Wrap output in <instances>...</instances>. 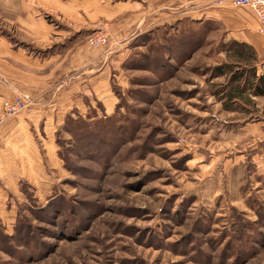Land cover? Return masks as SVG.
Here are the masks:
<instances>
[{"label":"rangeland","instance_id":"obj_1","mask_svg":"<svg viewBox=\"0 0 264 264\" xmlns=\"http://www.w3.org/2000/svg\"><path fill=\"white\" fill-rule=\"evenodd\" d=\"M12 2L0 0V27ZM42 12L60 32L53 54L110 31L106 46L88 47L108 62L115 104L59 115L57 167L40 145L47 170L10 193L0 264H264V97L234 94L256 63L209 21L118 48L113 20L67 28Z\"/></svg>","mask_w":264,"mask_h":264},{"label":"crops","instance_id":"obj_2","mask_svg":"<svg viewBox=\"0 0 264 264\" xmlns=\"http://www.w3.org/2000/svg\"><path fill=\"white\" fill-rule=\"evenodd\" d=\"M11 1L13 6L7 12L11 25L3 22L0 27V115L3 102L13 101L17 95L28 96L29 104L22 119L10 120L0 128L2 222L9 217L10 193H20L21 181L34 186L38 176L47 170L40 145L47 148L53 168L57 167L56 151L50 147L58 121H62L59 115L75 110L84 114L89 109L88 102H97L107 110L115 104L106 78L109 65L104 54L82 42L70 55H58L56 51L53 54L50 49L60 32L44 19L43 9L67 28L84 29V25L101 18L113 20L111 39L118 48L155 29L185 21H209L217 24L232 42L251 46L257 55L258 75H264V38L259 34V19L249 8L231 6V0ZM12 39L16 40L14 44ZM59 39L63 40L61 36ZM48 95H54V99L46 100ZM34 188L41 194L40 187Z\"/></svg>","mask_w":264,"mask_h":264},{"label":"built area","instance_id":"obj_3","mask_svg":"<svg viewBox=\"0 0 264 264\" xmlns=\"http://www.w3.org/2000/svg\"><path fill=\"white\" fill-rule=\"evenodd\" d=\"M231 6L235 8L245 7L254 11L260 22L259 34L264 38V0H231ZM109 39L110 31L105 29L89 36L87 44L92 48H102L108 44ZM28 104L29 97L25 95H19L14 101L5 100L3 112L0 115V128L8 119L24 112Z\"/></svg>","mask_w":264,"mask_h":264},{"label":"trees","instance_id":"obj_4","mask_svg":"<svg viewBox=\"0 0 264 264\" xmlns=\"http://www.w3.org/2000/svg\"><path fill=\"white\" fill-rule=\"evenodd\" d=\"M232 47L234 48V53L235 56L238 57L240 60L244 61H251L252 63H257V55L255 50L244 43H239V42H232ZM223 69L217 68V71H219L220 75H224V72L222 71ZM251 79H248L247 81L245 80V87L244 89L242 88H235L234 89V94L235 93H245L248 90H252L253 95L256 97H264V75H257L256 73V68L253 71V79L250 83ZM231 95V94H230ZM232 97V100L237 99V97Z\"/></svg>","mask_w":264,"mask_h":264}]
</instances>
